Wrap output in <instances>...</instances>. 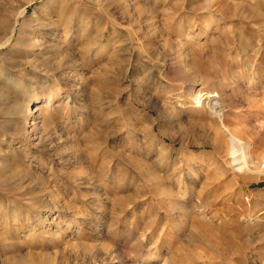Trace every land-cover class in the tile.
Instances as JSON below:
<instances>
[{"label": "rangeland", "instance_id": "374dc122", "mask_svg": "<svg viewBox=\"0 0 264 264\" xmlns=\"http://www.w3.org/2000/svg\"><path fill=\"white\" fill-rule=\"evenodd\" d=\"M263 168L264 0H0V264H264Z\"/></svg>", "mask_w": 264, "mask_h": 264}, {"label": "bare ground", "instance_id": "6f19581e", "mask_svg": "<svg viewBox=\"0 0 264 264\" xmlns=\"http://www.w3.org/2000/svg\"><path fill=\"white\" fill-rule=\"evenodd\" d=\"M31 1V0H30ZM52 2V1H51ZM29 3V2H28ZM54 3V2H53ZM2 28H4V32L6 33L7 32V30L8 29H6L7 28V25H3L2 26ZM4 33V34H5ZM10 41V40H9ZM48 99V100H47ZM46 100L48 101V103H50V98H47ZM48 103H47V105H48ZM212 107H213V109L215 110V111H217L216 113H220V103H219V101H215L213 104H212ZM39 110H36L35 112H31V113H29V115L31 116V115H34L35 113H37ZM39 115H37L34 119H32V121L34 122L36 119H39V117H38ZM41 116V115H40ZM226 130V132L228 133V135L230 136V138H231V140L233 141V144L235 143V145H237L238 146V148L239 149H243V148H245V147H243V145H241L240 143H239V141L235 138V137H233L229 132H228V130L227 129H225ZM237 153V152H236ZM235 155V154H234ZM248 160L247 159H244V157L242 158V159H240V161H237L236 162V165L238 166V167H240V168H244V169H246V170H248V169H250L251 167H253L254 166V164L253 163H251V161H250V163L249 162H247ZM245 170V171H246ZM263 170V172H264V168L262 169Z\"/></svg>", "mask_w": 264, "mask_h": 264}]
</instances>
